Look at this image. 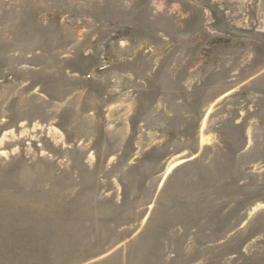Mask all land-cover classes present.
<instances>
[{"label": "rangeland", "instance_id": "obj_1", "mask_svg": "<svg viewBox=\"0 0 264 264\" xmlns=\"http://www.w3.org/2000/svg\"><path fill=\"white\" fill-rule=\"evenodd\" d=\"M0 264H264V0H0Z\"/></svg>", "mask_w": 264, "mask_h": 264}, {"label": "bare ground", "instance_id": "obj_2", "mask_svg": "<svg viewBox=\"0 0 264 264\" xmlns=\"http://www.w3.org/2000/svg\"><path fill=\"white\" fill-rule=\"evenodd\" d=\"M178 163H180V161H177ZM177 162H175L174 164H172L169 168H168V170L172 167V166H174L175 164H177ZM167 170V171H168Z\"/></svg>", "mask_w": 264, "mask_h": 264}]
</instances>
